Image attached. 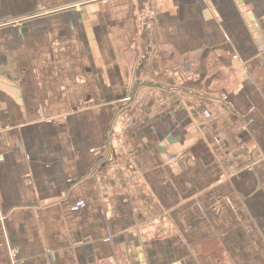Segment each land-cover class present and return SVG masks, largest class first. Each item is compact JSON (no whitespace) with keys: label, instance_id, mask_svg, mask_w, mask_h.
I'll return each mask as SVG.
<instances>
[{"label":"crops","instance_id":"crops-1","mask_svg":"<svg viewBox=\"0 0 264 264\" xmlns=\"http://www.w3.org/2000/svg\"><path fill=\"white\" fill-rule=\"evenodd\" d=\"M0 264H264V0H0Z\"/></svg>","mask_w":264,"mask_h":264},{"label":"trees","instance_id":"trees-1","mask_svg":"<svg viewBox=\"0 0 264 264\" xmlns=\"http://www.w3.org/2000/svg\"><path fill=\"white\" fill-rule=\"evenodd\" d=\"M201 56V54L197 53L189 55L187 58L189 59L191 64L196 65L198 63V58L201 59ZM125 57L131 66H135L138 58V53L137 51L129 50L126 52ZM155 57L157 58L160 67L162 68L178 67L179 65L183 64L186 60L183 54L176 51L170 45L160 47L157 50ZM217 59H219L218 56L212 55L207 61L209 77L215 76V74L222 67V62L218 61Z\"/></svg>","mask_w":264,"mask_h":264}]
</instances>
